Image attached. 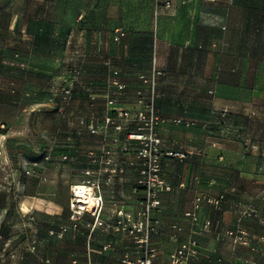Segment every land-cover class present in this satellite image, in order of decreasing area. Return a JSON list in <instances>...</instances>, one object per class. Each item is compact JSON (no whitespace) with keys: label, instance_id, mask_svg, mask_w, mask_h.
Returning <instances> with one entry per match:
<instances>
[{"label":"rangeland","instance_id":"1","mask_svg":"<svg viewBox=\"0 0 264 264\" xmlns=\"http://www.w3.org/2000/svg\"><path fill=\"white\" fill-rule=\"evenodd\" d=\"M0 98L17 101L0 129V253L88 250L98 215H74L73 183L102 196L100 219L122 209L126 236L147 220L153 250L154 231L179 234L184 208L211 204L198 196L225 199L194 192L198 174L264 167V0H0ZM56 184L68 208L21 207ZM218 231L264 262V240Z\"/></svg>","mask_w":264,"mask_h":264},{"label":"crops","instance_id":"2","mask_svg":"<svg viewBox=\"0 0 264 264\" xmlns=\"http://www.w3.org/2000/svg\"><path fill=\"white\" fill-rule=\"evenodd\" d=\"M14 103L17 101L0 98V129L3 126L11 128L14 124V114L7 113L5 109L7 105ZM240 170L239 172L237 168H233L230 172L236 175V183L231 175L223 179L219 176L205 178L198 174L194 186H191L188 172L182 177V193L191 186L194 192H207L213 196L223 194L225 199L220 204L221 208L202 202L199 209L194 210L192 217L189 215L191 208H184L179 234L170 230L154 231L150 236L153 250L149 257L154 264H169L170 255L179 245L192 239L198 245V257L194 264H264L258 253L246 245L233 244L222 231H218L219 227L237 224L238 227L248 230L250 240H264V167L258 169L254 165ZM83 172L89 174L90 170L84 169ZM57 185H51L49 191L41 188L27 192L26 197L20 201L21 207H35L47 213L60 212L63 207L68 208L67 200L70 197L66 196L60 201L54 193L58 189ZM165 186L171 189L172 183L165 180ZM214 207L219 208L220 213ZM121 212L122 209L117 207L110 216L100 219L99 213L92 218L87 224L85 234L88 250H9L8 253H0V264H140L148 255L145 250H141L142 244L134 235L130 238L121 230L119 222L124 220ZM101 223L105 226L100 227ZM76 230L78 229L69 228L65 237L74 238ZM54 233L60 236L64 232L57 230ZM125 241L130 244L126 245ZM38 246L37 243V248ZM130 246L132 250H129Z\"/></svg>","mask_w":264,"mask_h":264},{"label":"built area","instance_id":"3","mask_svg":"<svg viewBox=\"0 0 264 264\" xmlns=\"http://www.w3.org/2000/svg\"><path fill=\"white\" fill-rule=\"evenodd\" d=\"M66 94L70 93V90H65ZM141 101V100H139ZM119 115L123 118V119H127L129 116V112L124 110L119 112ZM92 186V185H90ZM99 187V184H96V188ZM93 191L95 193V189L92 186ZM71 193L72 192V186H71ZM96 195V193H95ZM98 197V201H97V206L95 208V210L93 211V213H96L97 215H99L100 210H101V204H102V196L101 195H97ZM222 199V196L220 197H212V196H206V195H200L196 198V200L202 201L205 200L208 203L211 204H215L218 205L220 204ZM157 202V201H156ZM70 207L74 212L75 216H81L83 214L84 211H87V209L81 207L79 205V203L77 202V200H75V197L72 195L71 199H70ZM121 222H119L120 224ZM148 221L146 220L145 224L143 225V222H138L136 230L137 232H142V235L140 236V238H137V241L143 242L145 243V245H147L148 243V239H149V232L147 229L148 227ZM144 229V231H143ZM146 230V231H145ZM231 233V232H230ZM239 240H246L248 238V233L245 231H240L239 235H237ZM146 254L148 255L147 257H145L144 259H142L140 261V264H154L150 259V253L151 250H145ZM198 255V249H197V243L195 240H189V241H185L182 242L179 247L170 255L169 258V264H193V260L197 257ZM162 264H166V263H162Z\"/></svg>","mask_w":264,"mask_h":264},{"label":"bare ground","instance_id":"4","mask_svg":"<svg viewBox=\"0 0 264 264\" xmlns=\"http://www.w3.org/2000/svg\"><path fill=\"white\" fill-rule=\"evenodd\" d=\"M72 195L79 205L87 212L93 213L97 206L98 197L95 195L92 186L85 183H75L72 185Z\"/></svg>","mask_w":264,"mask_h":264}]
</instances>
